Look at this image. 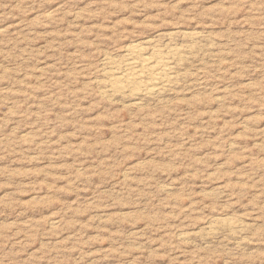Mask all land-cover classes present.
Returning a JSON list of instances; mask_svg holds the SVG:
<instances>
[{
  "label": "rangeland",
  "instance_id": "obj_1",
  "mask_svg": "<svg viewBox=\"0 0 264 264\" xmlns=\"http://www.w3.org/2000/svg\"><path fill=\"white\" fill-rule=\"evenodd\" d=\"M0 264H264V0H0Z\"/></svg>",
  "mask_w": 264,
  "mask_h": 264
},
{
  "label": "bare ground",
  "instance_id": "obj_2",
  "mask_svg": "<svg viewBox=\"0 0 264 264\" xmlns=\"http://www.w3.org/2000/svg\"><path fill=\"white\" fill-rule=\"evenodd\" d=\"M193 33L197 34L195 32H193ZM192 35L189 34V36H192ZM196 36H198V35H196ZM185 37L187 38V36H185ZM189 39H190V37H189ZM189 39H188V41H190ZM193 39H195V38H193ZM147 41L149 42L150 40H147ZM140 43H138V44L137 43H135V44L131 43L129 45H126L124 47V51H123L124 56L122 55V58L120 60H114V59L110 60L109 56H108L109 58L106 56L103 58L104 62L106 64H108L109 66L107 65L108 66L107 68L104 66L106 69H103L101 71L104 75V78L102 80L99 79V81H98V84H100L99 86H101V88H103L101 90L102 93H103V91H111L113 93H117L118 91L119 92H125L126 91V92H129L131 95H133V94L137 95V96L143 95V97L146 95L157 96L158 94L165 92V90H168L171 86H173L175 81L178 79V76L183 74V73L178 74V70H177L178 68L177 67H178V64H180L182 62L181 58L185 56L184 55L185 52L186 53L188 52V51H186L187 49L186 50L184 49L185 50V52L183 54L184 56L181 55L182 50L179 47H174V46L173 47H166V48L163 47L164 49H160L157 47L156 48H150L151 53L148 55H145L150 50L147 53H145L146 47ZM145 44L146 43L144 42V45ZM148 45H150V44H148ZM153 46H151V47H153ZM156 46H157V43H156ZM160 46H162V45H160ZM188 49H190V48H188ZM163 50H165V51H163ZM189 53H188V55H189ZM180 55L182 57H180ZM178 58H179V60H181L180 63L178 62ZM180 80H178V81H180ZM175 84H177V83H175ZM173 88H174V86H173ZM126 92H125V94L127 95ZM129 93H128V95H129ZM125 94H123V95H125ZM104 95H106V94H104ZM139 100H140V98H139ZM139 103L140 102H138V104ZM231 228L232 227H230V229Z\"/></svg>",
  "mask_w": 264,
  "mask_h": 264
}]
</instances>
